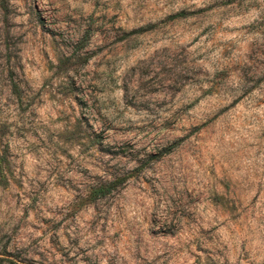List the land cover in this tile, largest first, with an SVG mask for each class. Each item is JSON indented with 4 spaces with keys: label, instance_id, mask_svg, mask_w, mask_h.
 Returning <instances> with one entry per match:
<instances>
[{
    "label": "rangeland",
    "instance_id": "1",
    "mask_svg": "<svg viewBox=\"0 0 264 264\" xmlns=\"http://www.w3.org/2000/svg\"><path fill=\"white\" fill-rule=\"evenodd\" d=\"M0 264H264V0H0Z\"/></svg>",
    "mask_w": 264,
    "mask_h": 264
},
{
    "label": "trees",
    "instance_id": "2",
    "mask_svg": "<svg viewBox=\"0 0 264 264\" xmlns=\"http://www.w3.org/2000/svg\"><path fill=\"white\" fill-rule=\"evenodd\" d=\"M116 181H108L106 183H101L90 190L89 198L90 200L98 199L110 193L113 189L117 187Z\"/></svg>",
    "mask_w": 264,
    "mask_h": 264
}]
</instances>
